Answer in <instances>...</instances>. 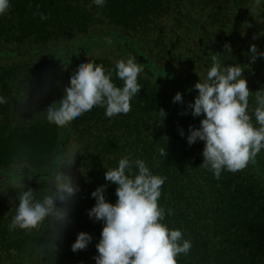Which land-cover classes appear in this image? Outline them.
<instances>
[{
	"label": "trees",
	"instance_id": "1",
	"mask_svg": "<svg viewBox=\"0 0 264 264\" xmlns=\"http://www.w3.org/2000/svg\"><path fill=\"white\" fill-rule=\"evenodd\" d=\"M10 3V11L0 15V96L7 101L0 103V264H96L104 222L88 215L96 202L91 193L107 185L105 198L116 203L117 185L106 181L105 173L124 156L142 159L153 174L166 177L159 198L163 223L181 229L192 243L178 264H264V149L243 171L225 170L217 180L200 166L204 141L187 142L189 127L198 128L203 119L194 117L188 105L198 95L194 85L206 78L213 55L221 67L244 69L255 124V92L264 90V57L252 63L249 50L255 44L264 52V0H106L103 7L92 0ZM35 12L48 18L41 20ZM110 29L126 35L124 50H99L61 66L60 85L51 80L49 64L58 50ZM129 55L144 69L131 111L109 118L105 108L94 107L69 124L67 147L74 141L81 145L82 154H76L71 169L80 191L58 250L46 245L49 220L39 230L9 231L19 203L11 174L24 175L19 180L40 199L58 165L61 127L47 121V107L56 106L72 74L89 59L111 71L114 84L122 88L115 65ZM177 92L183 103L173 102ZM160 148L168 155L160 156ZM21 157L28 167L18 171L14 161ZM81 231L92 240L86 249L73 252Z\"/></svg>",
	"mask_w": 264,
	"mask_h": 264
},
{
	"label": "clouds",
	"instance_id": "2",
	"mask_svg": "<svg viewBox=\"0 0 264 264\" xmlns=\"http://www.w3.org/2000/svg\"><path fill=\"white\" fill-rule=\"evenodd\" d=\"M92 2L100 7L106 4V0ZM10 8V0H0V15ZM33 15H39L41 20L48 18L38 12ZM107 43H112L111 38H107ZM225 48L230 45L226 44ZM249 52L252 63L258 56L264 57V52H258L255 44L250 46ZM211 59L213 63L206 78L199 79L194 85L198 95L188 105L194 117L203 115V119L198 128L189 127L187 142L192 145L198 140L204 141V160L200 166L219 180L225 170L236 173L255 163L257 155L264 149V90L255 92L254 124L253 116L249 114V98L253 92L243 75L244 69L239 65L221 67L216 55ZM115 68L116 76L124 82L122 88L114 84L113 73L106 71L103 65L91 59L82 62L70 77V86L64 89L59 106L54 102L45 110L47 121L65 127L94 107L105 108L109 118L129 113L132 98L141 89L138 76L144 69L132 55L126 60H118ZM6 102L0 96V103ZM173 102L183 103L182 94L177 92ZM161 112L166 115L163 109ZM158 152L160 156L168 155L166 148H160ZM77 153L82 154L81 145L74 141L63 153L47 194L40 199L32 188H25L23 180L13 181L19 203L9 231L17 228L28 232L39 230L49 220L46 245L55 252L58 250L57 241L61 240L71 221V206L80 191L71 172ZM14 167L22 171L28 167V162L22 157L17 158ZM105 180L117 185V200L114 204L106 200L107 185H101L91 193L96 202L88 215L95 221L104 222L101 238L96 244V264H178L177 258L181 254L187 255L192 243L181 229H170L163 223L165 208L160 205L159 198L166 177L153 174L144 160L133 161L130 156H124L117 167L106 171ZM168 214L171 215L170 209ZM91 240V234L79 232L71 245L72 251L86 249Z\"/></svg>",
	"mask_w": 264,
	"mask_h": 264
},
{
	"label": "rangeland",
	"instance_id": "3",
	"mask_svg": "<svg viewBox=\"0 0 264 264\" xmlns=\"http://www.w3.org/2000/svg\"><path fill=\"white\" fill-rule=\"evenodd\" d=\"M107 38H111L112 43H107ZM126 35L116 31L115 29L104 30L96 33L88 34L87 36L74 41L73 45L66 49L58 50L53 57L51 58V62L49 64L50 72H51V80L55 82V84L60 85L61 74L60 69L61 66L72 65L75 62L82 60L87 57L95 56L102 49H112L113 52H120L125 49L126 43ZM106 51V50H105ZM59 96L61 98V92L59 91ZM56 106H59V102H56ZM70 138V130L69 125L65 127H61L60 134V146L57 151V164H59L60 159L63 153L67 149V144ZM29 173V172H28ZM24 177V175L17 174L13 172L10 176L11 181L19 180ZM4 177L0 178V183L3 181Z\"/></svg>",
	"mask_w": 264,
	"mask_h": 264
}]
</instances>
